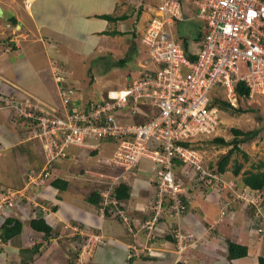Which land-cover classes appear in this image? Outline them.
<instances>
[{"label":"crops","instance_id":"0c3cea01","mask_svg":"<svg viewBox=\"0 0 264 264\" xmlns=\"http://www.w3.org/2000/svg\"><path fill=\"white\" fill-rule=\"evenodd\" d=\"M157 4L158 0L154 5H148L146 11L142 6L137 8L136 0H0V37L4 36L0 39V98H31L35 103L62 112L63 106L48 69L52 48L66 58L71 51L81 52L82 49L92 47L100 62H106L109 54H116L112 60H116L113 65L116 67L124 66L123 53L132 52L133 68L136 70L127 75L122 74L124 83L119 89L128 86L134 78L144 73L143 63L147 59V51H142L141 38ZM199 12L197 6L192 19L198 20L201 26L196 29L192 47L187 45L189 50L196 48L200 37L198 40L196 38L204 28V22L197 18ZM105 15L113 18L124 16V19L108 21L102 18ZM9 18L16 20L15 25L8 22ZM126 21L129 22L127 25ZM183 21L181 12V20H177L174 32ZM89 38L93 44L85 45ZM177 40L182 45L185 41ZM108 65L103 67L97 64L95 68L103 75ZM98 78L89 76L91 91L96 93L88 96L87 91L77 92L81 99L87 100L85 103L98 102L106 96L104 91L97 95ZM100 81L103 85V80ZM77 94L69 96L76 101ZM142 103L138 105V118L131 117L127 110L117 111L120 124H132L134 119L140 123L155 112L145 100ZM12 113L6 109L0 112V182L2 187L19 190L22 188L24 170L40 172L44 154L39 142L33 137L29 122L12 116ZM110 142L115 145L113 141ZM110 142L100 143L93 154L88 149L71 147L68 149V157L54 164L51 177L40 188L33 189L38 201L45 205L43 209L46 214L43 213L41 217L54 235L43 241L41 234L32 231L26 222L23 223L21 236L8 243L0 240V264H75L77 253L88 233L103 237L106 246H96L91 255L84 257V264H176L178 261L185 264H241L245 260L250 264H258L255 255L264 240V233L251 220L248 210L239 204L241 212H235L240 217L239 221L228 223L225 230V216H221V212L218 214L220 193L208 190L203 193L194 182V176L188 172L180 173L181 167L178 166L175 174L182 184L181 194L187 204V212L179 221L185 235L184 248L179 251L176 240L171 237L176 224L174 218L165 216L151 229H141L153 217L148 202L153 201L156 194L152 184L155 166L146 159H140L134 172L123 174L119 167L109 163L116 145L111 155L102 153L104 145ZM86 152L93 155L95 162L84 169L85 163L80 160ZM33 155L37 158L35 161H32ZM72 165H75L73 168L84 169V175L100 172L107 176L121 177V182L130 189V197L122 202V206L132 231L128 230L123 221L103 215L98 205L88 201L94 191L107 190L110 182L105 178H90V175H83L84 182L77 179V174L67 177ZM55 179L66 181V189L61 191L52 187L51 182ZM87 181H94L96 190L85 188ZM204 202L207 207H202ZM214 207L216 211L209 213L210 208ZM194 209L196 212L201 210L200 218L193 214ZM229 211L230 215L234 213V209ZM7 217L0 215V226L3 218ZM221 226L222 235H216ZM227 240L246 245L247 256L228 260ZM36 245H40V248L35 255L25 252ZM129 254L132 255L130 258Z\"/></svg>","mask_w":264,"mask_h":264},{"label":"built area","instance_id":"2783aa9c","mask_svg":"<svg viewBox=\"0 0 264 264\" xmlns=\"http://www.w3.org/2000/svg\"><path fill=\"white\" fill-rule=\"evenodd\" d=\"M199 4L197 14L204 28L196 48L186 52L176 38L174 26L181 20L180 0H158L141 43L146 48L147 59L144 73L134 78L128 86L110 91L107 98L85 110L71 106L62 117L54 114L31 98L15 100L0 98V112L14 108L19 117L31 118L33 137L39 142L44 154V167L39 172L27 174V185H41L51 177L52 164L67 157L69 147L95 150L102 140L118 139L116 151L109 163L119 167L122 173H132L140 159H147L155 166L153 217L141 229H151L165 216L176 219L172 234L178 250L184 248L185 235L180 227V218L186 212L181 196V183L174 177L176 162L194 170L196 183L209 189L224 186L221 174L205 165L203 153L194 148V143L216 134L219 109L212 104L210 92L219 86L225 92L223 98L230 106L237 107L241 101L264 97V0H195ZM191 55V57H190ZM153 66L148 69L147 66ZM64 75L60 73L58 79ZM244 84L247 93H237L238 84ZM73 92L69 91L68 95ZM63 99L71 102L70 96ZM139 100L149 103L155 112L142 122L123 126L114 119L112 112L126 109L133 118L139 117ZM186 144V145H185ZM106 179L111 176L98 174ZM113 181H112V180ZM110 185L119 182V176L111 178ZM8 189L0 196V215L10 210L18 211L23 192ZM240 199L245 208H254V218L264 226V208L259 195L247 192ZM99 209L102 214L113 208L132 231L123 206L110 197L108 190L101 192ZM257 198L253 204L248 199ZM26 200H30L25 197ZM39 206L38 203L33 207ZM221 211V216H224ZM96 246H106L103 237L88 233L80 247L76 263L91 255ZM156 254V253H155ZM132 255H128L130 258Z\"/></svg>","mask_w":264,"mask_h":264},{"label":"rangeland","instance_id":"374dc122","mask_svg":"<svg viewBox=\"0 0 264 264\" xmlns=\"http://www.w3.org/2000/svg\"><path fill=\"white\" fill-rule=\"evenodd\" d=\"M156 1L157 0H136V4H137L136 6L137 8L142 6L147 11L148 10L147 6L154 5ZM191 1H194V0H181L182 2L181 12L183 14L184 21L178 24L175 35L177 38L181 40H186L187 43L192 47L193 45L192 40L196 35V29L199 26H201V23L196 19H192V16L195 14L196 8L197 6L199 7V5L198 3L191 2ZM126 22H127L126 23L127 25L129 22L128 21ZM2 37L4 36H1L0 39ZM86 40L87 42L85 45L93 44L91 42V38L86 39ZM125 44H128V42H125ZM141 48H142V51L146 49L143 45H141ZM50 50H51V54L48 59V63H49L48 69L50 71L52 80L55 83L56 93L60 101L65 99L69 91L71 92L75 91L76 92L75 94H77L78 91H80L81 93H84L87 91L88 93L86 94H88V96L96 93L95 91L94 92L91 91V87L89 85L90 83L89 76L99 77L97 79V85H96L97 95L98 94L101 95L100 93H103V91L106 93V96L100 100L102 101L103 99L107 98V94L110 92V90L113 91L121 87V85L124 83L123 76L125 74L127 75L130 73V71L136 70V68H133L134 67V62H133L134 56L132 52L123 53L122 59L124 60L125 64L124 66H119L117 64L118 67H116V66H113L116 64V60L112 61L114 60L115 56H117L116 54H109L106 62H100L99 56L97 55L96 52L92 50V47H89L87 50L82 49L81 52L71 51L69 52L66 58L64 57L62 53H61V56H62L61 57L59 55L60 52L56 50L55 48H52ZM45 62H47V60ZM97 64H101L103 67H106L108 64L110 65H108V67L106 68L105 74L102 75L95 68ZM152 67H153L152 65L147 66L148 69ZM68 70H69V73H68ZM62 72H65V76L62 79L61 78L58 79L60 73ZM85 72H87V75L85 74ZM123 73L124 75H122ZM101 79L103 80V85L100 81ZM76 88H80V90H77ZM224 97H225V92L219 86H214L212 88L210 92V98L213 99V98H224ZM75 99H76L75 107L79 109H83L85 102L87 100L81 99L80 93L77 94V97H75ZM21 100H24V99H21ZM70 100L74 101L72 96H70ZM139 102H142V101L139 100ZM238 108L243 109L246 112L238 113L234 111V109H238ZM219 109H220L219 123L216 129V135L210 138L216 137V138H222L225 141H231L233 139L232 129H238L243 132L257 130L258 132L255 138L240 145L241 152L235 153L234 155L231 156L230 161L226 167V171L223 174L224 176L223 178L228 179V181L225 184V187L220 186L219 188L215 190L216 193L217 192L220 193V200H219L220 207L219 208L221 210L218 208V214H220L221 211H224L225 230H227L226 227L228 223L232 224L234 220H236V222L239 221L240 217L238 213H235V212H241L240 205L243 207V209L248 210L247 214L249 215V217H251V220H252V213L254 214L252 209L244 207L245 200L243 199V202H242L241 201L242 199H240V197L242 196L241 193L246 189L241 183V176L244 171L252 170L255 164H257L261 160H264V97H258L248 102L239 101L237 104V108H234V109L226 107L224 105L219 106ZM11 112H13L12 116L20 118L14 108L10 109V113ZM113 116H114V119H116L118 122L121 121L120 117L117 115V112H115ZM194 145H195V148L200 149V151H202L203 153L202 155L206 157L207 162H212L215 164H217L216 162L218 161V159H220V156L227 153L228 149L230 148V147H224L223 145L218 144V143H207V142H205L204 144L202 143L199 144V142H197V143H194ZM114 147L115 145L111 142L109 144H105L103 147L104 151L102 152L103 155H106V154L111 155L110 153L114 150ZM84 149L87 150L86 148ZM85 154L83 158L81 157L80 162L85 163L83 164V168L87 169V167H91L92 164H94L95 159L92 158L93 155H90L88 152H86ZM36 159L37 158H35L33 155L32 161H35ZM59 162H61V160H58L56 163H59ZM235 163H238L242 166L240 174L236 177L232 175V169ZM65 166L67 165L65 164ZM74 166L75 165H72L71 167H69L70 169L68 170L67 177L69 175L70 177H73L74 175L77 174L76 175L78 177L77 179L84 182V180L82 179L84 175V169L83 170L79 169L77 165H76L77 168H73ZM43 167H44V163H43L42 168ZM179 169H180V173L188 172L189 174L194 175L193 169H190L188 167H181ZM86 174L90 175V172ZM98 174H100V172H92V175L90 176L98 177ZM87 175H84V176H87ZM104 175L107 176L108 174H104ZM113 177L114 176H111V178ZM87 178L88 177H86V179ZM104 178L106 179V177ZM111 178L106 179V180L111 182L112 180ZM85 188H89V190L91 191L94 189L96 190V184L94 183V181H90L87 183ZM154 190H155V187H154ZM10 191L14 192L16 190H10ZM21 191L23 192V195L25 197L28 196L26 187H22ZM201 191H203V193L204 191L205 193L207 192V190L203 188L201 189ZM247 192L250 193L249 190ZM254 194L258 195L257 193H254ZM263 196H264V190L262 194L259 193L260 200H261V197L263 198ZM250 200H252L253 204L255 205L260 203V200L255 197L254 199H248L247 201H250ZM229 201H230V204H229ZM148 203L150 207L153 206V201H149ZM261 206L262 208H264V201L261 203ZM202 207H207L205 202L203 203ZM216 209H217L216 207H214L213 209L210 208L209 213H213L214 211H216ZM231 209H234L235 215L234 213L231 215L229 214L230 212L229 210ZM17 213L18 211H15V209L14 211H11V212L9 210L4 216L15 217ZM201 213H202L201 210L196 212V210L194 209L193 214L196 217L200 218ZM261 229H262V232L264 233V227H262ZM221 233H223V226H221L218 229V232H216V235L221 234ZM233 240L238 242V240H236L235 238ZM261 241L262 240H260L259 243ZM258 251L259 252H257V255H255L256 256L255 259L261 256H264V240L261 244V247L258 248ZM248 262H249L248 260H245V261H242L241 264H250Z\"/></svg>","mask_w":264,"mask_h":264},{"label":"trees","instance_id":"16d2710c","mask_svg":"<svg viewBox=\"0 0 264 264\" xmlns=\"http://www.w3.org/2000/svg\"><path fill=\"white\" fill-rule=\"evenodd\" d=\"M102 18L105 20H108V21H116V20L124 19V16L119 17V18H116V17L113 18L112 16L105 15V16H102ZM8 22L11 23V25H15L16 20L14 18H9ZM199 37L201 38V34H199L196 39L198 40ZM3 41H5V40H3ZM187 45L189 46V44H187V41L186 40L183 41L184 49L186 50V52H189ZM190 57H191V55H190ZM120 62L122 63V60H120ZM62 74L65 76V72H62ZM236 90H237V93L239 94V96L247 93V90L244 87V84H242V83L238 84V86L236 87ZM74 94H75V91H74L73 95ZM141 101H143V100H141ZM95 103L96 102H94V101H89V102L85 103L84 109L85 110L91 109L93 106H95L94 105ZM141 103L142 102H139V104H141ZM71 104L75 105V101H73V103L72 102L69 103V105H71ZM212 104L215 106H218V107L221 105H224V106L230 108L228 103H226L225 101L218 100L217 98H213ZM234 111H236L238 113L246 112L245 110L239 109V108L234 109ZM115 112L116 111L112 112V114L114 115ZM20 119L28 121L29 124L31 125V127L35 123L31 118H28V117L27 118L20 117ZM135 120H137V119H135ZM232 134H233V139L231 141H225L222 138L214 137V138H208V139L206 138L207 140L204 139L201 142H199V144H201V143L204 144L205 142H207V143H218V144L223 145L224 147H230L228 149L227 153L220 156V159H218V161L216 162L217 164L212 163V162H207V164H206L209 169L216 170L219 174H222V175L226 171V167L230 161L231 156L234 155L235 153L241 152L240 145L245 143V142L252 140L253 138H255L257 136L258 132H257V130H251V131L243 132V131L238 130V129H232ZM129 137H131V136L121 135V136H119L118 139H115V138L112 139L111 138V139H107V140H102L100 143H103L105 141H113L116 145V144H118V142L120 140L128 139ZM100 143H99V145H100ZM97 146H98V144H97ZM97 149H98V147H97ZM97 149L90 150V151H92L91 154H93L95 151H97ZM245 157H246V155H245ZM176 165H180V163L176 162ZM53 166H54V163L52 164V168H53ZM241 169H242V166L238 163H235L234 167L232 169V175L234 177L238 176L240 174ZM24 171L25 172H24L22 187L27 185V174L30 173V170L25 169ZM241 183L243 184L244 187H246L250 191V193H257L258 195H259V193L262 194L263 190H264V160H261L257 164H255L253 166L252 170L244 171L242 173V176H241ZM51 185L55 189H59V190L63 191L67 187V182L62 181L60 179H55L51 182ZM40 186H42V184L39 186L34 185V184H29L27 187V195H28L27 197L30 200L29 201L26 200L25 197L20 198L19 203H21L22 205L18 208V213L16 214L17 217H9L8 216L5 219L3 218L4 221H2V224L0 226V240L2 243H8V242L12 241L13 239H15L16 237L21 236L22 231H23V223H25V222L28 224V227L32 231L41 234L43 241L50 239L54 235L51 227L41 217L43 215V213H45V211L43 209V206H45V205L40 203V201H38V198L33 191V189L40 188ZM8 189L9 188L2 187L1 182H0V196L4 195ZM106 189L109 191L110 197L116 199L120 203L128 200L130 197V189L127 185H125L123 183H119L117 186L110 185ZM261 199L264 201V196H263V198L261 197ZM101 200H102L101 192H99V191H94L91 194V196L88 198V201L91 204H95V205H99ZM183 201H184V199H183ZM34 202L38 203L39 206L33 207ZM185 203H186V201H185ZM250 209H252V211L255 212L254 208H250ZM113 211H114L113 208H109L105 212L104 215L114 217V219L122 222L121 218L118 215L113 214ZM252 220L255 223L256 227H259V229L264 227V226L260 225L259 222L256 221L253 213H252ZM261 231H262V229H261ZM261 233H263V232H261ZM171 237L173 239V236H171ZM39 248H40V245H36L32 249H28L25 252H27L28 254L35 255L39 251ZM226 252H227V259L228 260H235V259H239V258H244L248 254V247L246 245H242V244L227 240ZM23 264H25V263L23 262ZM176 264H185V263L182 261H178ZM258 264H264V256H261L258 258Z\"/></svg>","mask_w":264,"mask_h":264},{"label":"clouds","instance_id":"9594fccd","mask_svg":"<svg viewBox=\"0 0 264 264\" xmlns=\"http://www.w3.org/2000/svg\"><path fill=\"white\" fill-rule=\"evenodd\" d=\"M113 91H114V90H113ZM217 99H218V100H221V101H224L223 98H217ZM239 101H241V100L239 99ZM239 101H238V102H239ZM71 102L73 103V100H71ZM98 102H99V101H98ZM98 102H96V103H98ZM225 102H226V101H225ZM96 103H95V104H96ZM226 103H227V102H226ZM61 104H62V106H63V111L60 112V113L57 112L55 109L49 108V107L44 106V105H43V106L46 107V108H48V109H52V110L54 111V114H56V115L59 116V117L64 116L66 110H70L71 106H75V105H73V104H71V105H69V104H64V103H63V100L61 101ZM229 106H230V104H229ZM217 107H218V106H217ZM230 108H234V107L230 106ZM235 108H237V107H235ZM218 109H219V107H218ZM124 110H126V109H125V108H124V109H119V110L116 109L115 111L117 112V111H124ZM219 111H220V109H219ZM133 122H134V121H133ZM135 122H137V120H135ZM31 128H32V130H33V125H32ZM215 135H216V134H215ZM215 135H213V136H215ZM211 137H212V136H211ZM208 138H210V137H208ZM204 139H206V138H203L202 140H204ZM202 140H201V141H202ZM201 141H199V142H201ZM193 147L195 148V145H194ZM69 148H71V147H69ZM69 148H68V149H69ZM73 148H80V147H73ZM68 149H67V157H68V155H69V153H68ZM86 149H88V148H86ZM96 149H97V148H96ZM196 149H197V148H196ZM88 150H91V149H88ZM198 150H200V149H198ZM42 151H43V150H42ZM201 152H202V151H201ZM67 157H65L64 159H66ZM203 158H204V162H205V165H206V164H207L206 157L203 156ZM64 159H59V160H64ZM146 160H147V159H146ZM57 161H58V160H57ZM57 161H55L54 164H55ZM148 161H149V160H148ZM149 162H151V161H149ZM177 162H178V161H177ZM151 163H152V162H151ZM179 163H180V162H179ZM152 164H153V163H152ZM153 165H154V164H153ZM177 166H178V167H184V166H183V164L180 163V165H175V167H174V177H175V180H176L177 182H179V180H177V177H176V174H175V168H176ZM207 167H208V166H207ZM136 168H137V167H136ZM50 172L52 173V169H51ZM100 174H101V173H100ZM193 176L196 177L195 174H194ZM221 176H222V178L224 177L222 174H221ZM90 178H93V176H90ZM98 178H99V176H98ZM100 179H104V178H100ZM195 179H196V178H194V182L196 183ZM223 180H224V182H226V183H227V181H228V180L225 179V178H223ZM152 182H153V186H154V179H153ZM119 183H122V182H121V177H120V176H119V182H118L117 184H115V186H117ZM179 183H181V182H179ZM196 185L199 186L200 189L203 188V189H206V190H208V191H215V190L217 189V187H215V188H213V189H209V188L205 187L203 184L199 185V184L196 183ZM181 188H182V184H181ZM244 188H246V187H244ZM11 190H13V189H11ZM181 190H182V189H181ZM101 192H102V191H101ZM181 196H182L181 198H182V200H183V199H184V196H183L182 194H181ZM183 202L185 203V200H184ZM121 205H123V204L121 203ZM185 205H186V207H187V204H186V203H185ZM98 206H99V205H98ZM44 211L46 212L45 209H44ZM186 212H187V208H186ZM186 212H185V213H186ZM47 213H48V212H47ZM185 213H184V214H185ZM45 214H46V213H45ZM103 215H104V214H103ZM3 216H4V215H3ZM162 218H164V215H163ZM162 218H161V219H162ZM161 219H160V220H161ZM121 220H122V219H121ZM160 220H159V222H160ZM78 253H79V252H78ZM78 253H77V256H78ZM76 259H77V258H76Z\"/></svg>","mask_w":264,"mask_h":264},{"label":"water","instance_id":"95a60500","mask_svg":"<svg viewBox=\"0 0 264 264\" xmlns=\"http://www.w3.org/2000/svg\"><path fill=\"white\" fill-rule=\"evenodd\" d=\"M2 16V9H1V7H0V17Z\"/></svg>","mask_w":264,"mask_h":264},{"label":"bare ground","instance_id":"6f19581e","mask_svg":"<svg viewBox=\"0 0 264 264\" xmlns=\"http://www.w3.org/2000/svg\"><path fill=\"white\" fill-rule=\"evenodd\" d=\"M172 221H174V220H172ZM260 224V223H259ZM173 236V235H172Z\"/></svg>","mask_w":264,"mask_h":264}]
</instances>
